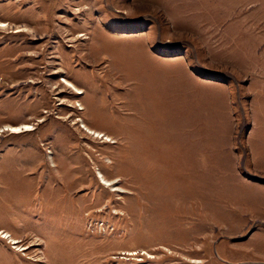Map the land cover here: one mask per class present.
Wrapping results in <instances>:
<instances>
[{
  "label": "rangeland",
  "instance_id": "374dc122",
  "mask_svg": "<svg viewBox=\"0 0 264 264\" xmlns=\"http://www.w3.org/2000/svg\"><path fill=\"white\" fill-rule=\"evenodd\" d=\"M0 22V264H264V0H0Z\"/></svg>",
  "mask_w": 264,
  "mask_h": 264
},
{
  "label": "bare ground",
  "instance_id": "6f19581e",
  "mask_svg": "<svg viewBox=\"0 0 264 264\" xmlns=\"http://www.w3.org/2000/svg\"><path fill=\"white\" fill-rule=\"evenodd\" d=\"M6 27V24L3 22H0V28H4ZM80 37H84L83 35H80ZM64 82V84L74 93V94H80L81 91L80 89H78L76 86H74L70 81L63 79L62 83ZM81 128H83V130L87 133V134H91L96 138H104L105 141H110L108 138L105 137L104 134H102L101 132H97L95 130L89 129L88 127H86L83 122L81 123ZM33 130V125L31 123L29 124H21L18 126H4L2 131L3 132H11V134H21V133H25V132H30ZM1 132V131H0ZM97 179L99 181V183L103 186H112L110 182H108L101 173L97 172L96 174ZM112 190L116 191V187L112 186ZM0 238H3L4 240L8 239L9 237L7 235H1L0 234ZM10 242V241H9ZM12 244H15V242H11ZM195 263H198L195 261Z\"/></svg>",
  "mask_w": 264,
  "mask_h": 264
}]
</instances>
